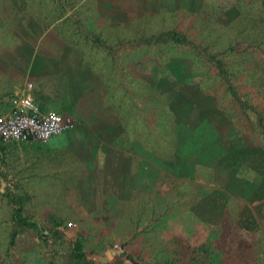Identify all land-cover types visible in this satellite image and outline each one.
Instances as JSON below:
<instances>
[{
  "label": "crops",
  "instance_id": "1",
  "mask_svg": "<svg viewBox=\"0 0 264 264\" xmlns=\"http://www.w3.org/2000/svg\"><path fill=\"white\" fill-rule=\"evenodd\" d=\"M85 1L54 0L49 8L31 10L27 40L0 48V117L25 91L41 110L64 112L75 122L46 144L0 141V193L30 192L19 198L31 199V207L73 216L69 222L75 223L92 222L104 207L107 214L114 208L113 221H133L143 215L142 207L145 215L148 207L157 212L167 190L175 192L174 200L195 223L211 222L205 217L228 201L240 199L244 206L242 189L215 183L207 158L211 150L204 146L206 129L199 132L207 120L220 129V116L213 119L205 104H187L182 111L177 102L174 108V97L166 106L163 81H171L167 89L172 94L179 78L168 69L165 76L162 54L147 51L144 57L149 56L140 59L124 39L108 34L130 26L127 19L116 18L129 11L107 10L112 0H94L88 8ZM100 31L107 37L100 38ZM148 89L161 95L155 99ZM133 122L136 130H128ZM182 126L188 142L204 144L203 149L192 147L188 161L179 151ZM74 131L79 133L62 139ZM228 154L225 144L215 155L227 165ZM233 165L238 177L253 180L241 173L244 165Z\"/></svg>",
  "mask_w": 264,
  "mask_h": 264
},
{
  "label": "rangeland",
  "instance_id": "2",
  "mask_svg": "<svg viewBox=\"0 0 264 264\" xmlns=\"http://www.w3.org/2000/svg\"><path fill=\"white\" fill-rule=\"evenodd\" d=\"M93 1L86 0L82 5L88 8ZM53 2L54 0L52 2L51 0H0V48H7L12 43H17L16 40H27L30 36L28 30L31 29V25L28 24V21H31V10L49 8ZM111 2L108 4L111 7L107 10L129 11V14L116 15V18L127 19L130 26H121L114 32L108 31L110 37L116 35V38L124 39V46L132 48L140 59L149 56L147 54L144 57L147 51L153 56L154 51L158 50V55L162 54L163 63L175 64L177 63L175 61H182L189 71L186 70L187 74H190V79L195 83H200L204 77L213 75L209 68L202 66L197 60L195 49L188 43H163L157 39L152 40V36L174 29L186 35L189 40L202 43L203 46L220 45L212 49L215 52L219 51L220 57H224L222 54L227 48L226 45L231 40H235L236 31L243 26V22L235 24L233 21L238 15L234 0H112ZM261 4L264 7V0H261ZM214 5L215 13L211 10ZM210 12L214 14L211 19H209ZM106 37L107 31H100V38ZM239 40L242 41L243 36L236 42ZM241 48L240 43L236 44V49ZM232 52L234 51H228L229 57L233 55ZM210 77L212 79L213 76ZM211 79L206 81L210 88L219 84ZM163 82L164 87L167 88L172 84L168 79H164ZM179 83L181 82H175L174 92L170 90L172 94L163 87L165 98L162 101L166 103V106L168 105L166 100L169 101V98L174 97L175 103L172 106L175 108L179 102L182 111L188 107L187 104L196 103L195 105L199 104L198 107L205 104L208 106L207 109L221 113L219 108L216 109L217 104L229 102L223 89L217 90L216 94L210 96L206 94L201 96L198 87H194L193 83L186 86L184 82ZM239 84L241 87L244 86L243 81ZM143 89L145 92L147 86ZM148 92L155 99L161 95L154 94L149 89ZM159 101L158 99L157 102ZM250 117L255 120L252 113ZM135 124L133 122L128 130L135 131L137 127ZM219 124L222 127V122ZM167 130L171 129L168 127ZM78 133L77 131L65 133L61 137L64 139L67 134L72 136ZM234 136L243 146L244 153L242 159L238 156L233 157V164L244 165L245 167L241 168L244 172L241 173L254 180L258 179L256 190L260 191L264 188L262 183L264 181V145L257 144L248 132L239 131ZM249 164L253 166L250 167ZM174 194L172 191H165L164 203L157 212L155 207H148L145 215L144 207H142L143 215L133 216V221H129V217H119L121 219L113 221L117 218L113 217L114 208L110 209V216L106 212L109 210L104 207V213L99 210L91 218L92 222L75 223L69 222L73 216H62L49 207H31V199L19 198L31 196L30 192H16L9 197L0 193V264H70L71 243L68 237L71 236L82 239L85 250L92 251L96 255L103 253L107 246L113 245L139 255L142 263L155 264L157 259L163 260L167 253L171 254L173 251L172 247L164 241L168 233L172 232L176 233L175 235L183 234L188 238L191 237L188 242L192 243H196L194 235L202 233L204 237H210L211 234L216 233L219 237L212 239L214 248L221 250L229 258L228 264H264V198L246 200L248 202L245 201L244 206L241 205L240 199L228 201L225 206H216L212 214L205 217L210 218L211 222L195 223L191 221V218L189 219L186 207L174 200ZM68 195L72 198V193ZM13 198L19 200L20 214L31 222V226L16 227L11 218L15 205ZM124 209L122 208L128 211L129 207ZM16 228L14 243L10 244V237ZM53 230H57L60 235H55Z\"/></svg>",
  "mask_w": 264,
  "mask_h": 264
},
{
  "label": "trees",
  "instance_id": "3",
  "mask_svg": "<svg viewBox=\"0 0 264 264\" xmlns=\"http://www.w3.org/2000/svg\"><path fill=\"white\" fill-rule=\"evenodd\" d=\"M234 2L238 15L233 21L235 24L243 22V26L236 31L235 40H231L226 45L227 48L223 50L224 54H222L224 57H220L219 51L215 52L212 49L220 45L215 47L203 46L202 43H195L189 40L186 35L174 29L160 32L152 36L151 39H157L163 43L190 44L195 49L197 60H199L202 66L210 69L213 74L210 75L213 76L212 79L209 76L210 78L204 77L200 83L192 82L190 74H187L189 71L185 68L182 61H175L177 62L175 64L165 62V76L168 75V69L172 75L178 76V82H184V86L191 83L194 84V87L197 86L201 96L205 94L210 96L214 93L216 94L217 90L223 89L229 101L228 104H217L218 107L216 109L219 108L221 113L215 112L216 110L212 111L213 119L220 116V120H222V127L220 129L216 127L215 121L207 120L202 122L204 127L201 125L199 132L201 131L202 133V129H206L207 141L205 145L202 142L199 144L192 140L188 142L189 134L186 127H180L181 140L179 151L182 157L181 160L188 161L189 153L194 145L198 146L199 149H203L204 145L205 149L211 150V156H207V158L211 160L215 183L222 186L225 183L227 188H240L243 190L239 191L242 193L243 198L252 201L264 198V188L260 191L257 190V192L255 190L259 183L258 179L247 180L238 177L235 173L236 167L233 165L232 158L238 156L239 159H242L241 154L244 153L243 146L234 136L239 131L250 133L257 144L264 145V7L261 4V0H234ZM215 8V5L211 7L214 13ZM212 15L214 14L210 12L209 19H211ZM241 36H243V40L236 42ZM238 43L242 46L241 49H236V44ZM228 51H234L232 52L233 55L229 57ZM208 79L217 81L219 84H215L210 88L206 83ZM240 81L244 82V86L241 87ZM250 88L251 90H249ZM250 113L254 115L255 120L250 117ZM196 133L200 135L198 130ZM225 144L229 152L226 161L227 165L221 164V161L219 162V159L215 155ZM252 166L253 164L250 167ZM12 200L15 205L12 209L11 218L16 227L31 226V222L20 214L19 200L15 198ZM52 232L57 236L60 235L57 230H53ZM16 233L17 228L14 229L13 235L10 237V244L14 243ZM175 234L174 232L168 233L164 239L165 243L172 247L173 251L171 254L166 252L167 256L163 260L157 259L155 264H228L229 258L221 250L214 248L213 240L219 237L218 234H211L213 237H204L202 233L194 235L195 237L193 238L196 240V243L188 242L191 237L188 238L183 234H177V237ZM68 239L71 243L69 253L70 264H145L141 262L139 255L129 252L122 247L109 245L104 249L103 253L96 255L92 251H86L82 239H79L77 236H71Z\"/></svg>",
  "mask_w": 264,
  "mask_h": 264
},
{
  "label": "built area",
  "instance_id": "4",
  "mask_svg": "<svg viewBox=\"0 0 264 264\" xmlns=\"http://www.w3.org/2000/svg\"><path fill=\"white\" fill-rule=\"evenodd\" d=\"M74 124L70 116L41 110L32 96L22 91L11 109L0 117V141L34 140L46 144L54 136L71 130Z\"/></svg>",
  "mask_w": 264,
  "mask_h": 264
}]
</instances>
